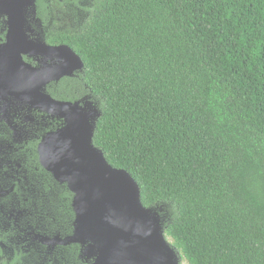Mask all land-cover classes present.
<instances>
[{
    "label": "trees",
    "instance_id": "trees-1",
    "mask_svg": "<svg viewBox=\"0 0 264 264\" xmlns=\"http://www.w3.org/2000/svg\"><path fill=\"white\" fill-rule=\"evenodd\" d=\"M81 2L37 0L42 40L84 63L45 92L96 106L94 146L138 183L179 264H264V0ZM76 7L87 19L59 28ZM61 123L0 148V264H92L78 244L32 243L74 232V195L39 161Z\"/></svg>",
    "mask_w": 264,
    "mask_h": 264
},
{
    "label": "water",
    "instance_id": "water-1",
    "mask_svg": "<svg viewBox=\"0 0 264 264\" xmlns=\"http://www.w3.org/2000/svg\"><path fill=\"white\" fill-rule=\"evenodd\" d=\"M36 0H0L7 35L0 44V111L36 110L63 120L38 146L41 166L74 195V232L45 242L81 246L92 264H179L157 212L143 206L141 189L126 171L113 168L93 144L100 114L90 101L64 102L46 87L73 77L84 63L68 45L34 37L30 24ZM25 57L52 61L34 66Z\"/></svg>",
    "mask_w": 264,
    "mask_h": 264
},
{
    "label": "flooded vegetation",
    "instance_id": "flooded-vegetation-1",
    "mask_svg": "<svg viewBox=\"0 0 264 264\" xmlns=\"http://www.w3.org/2000/svg\"><path fill=\"white\" fill-rule=\"evenodd\" d=\"M55 12H56L57 20H58V22H57L58 27L59 28L67 27L70 24V21L68 24H66L65 27H62L60 25L58 18H59V13H65L66 12V14H68V10H65V11L64 10H56ZM37 14H38V7H37V0H36V13L33 15L34 20H32L31 25H32L33 29L35 30V33L37 35L36 37L39 38L40 40H42L40 32L42 31L43 25H42L40 19L37 17ZM62 45H64V44H62ZM52 46H60V45H52ZM25 58H28V57H25ZM33 60H34V62H36L37 66H39L40 64L42 65V64L48 63V61H44L42 59H33ZM10 110L11 111H8V112L0 111V133H4V134L6 133V135H7L6 138L1 137L3 139V141H0V148L1 149H8L10 151L18 152L19 150L23 149V143L27 142V140L29 139L30 136H32L33 138L36 137V135H34V131L36 130V127H38L40 125L46 126V123H50L51 125H53L54 119H55V118L50 117L46 114H43L39 111L30 110L27 108L26 109L11 108ZM60 125H62L61 126V128H62L64 126V122L61 123ZM5 128L9 129V132L4 131ZM50 132H52V131H50ZM4 134H2V135H4ZM46 135H43L42 139ZM42 139H41V141H42ZM40 142H39V144H40ZM1 194L2 193H0V195ZM37 239H38V242L46 245L49 250L54 249V247L58 245V244H53L50 242H45L42 238H34L32 243L37 242ZM26 240L27 239H24L23 243ZM26 247H29V245H27Z\"/></svg>",
    "mask_w": 264,
    "mask_h": 264
},
{
    "label": "rangeland",
    "instance_id": "rangeland-1",
    "mask_svg": "<svg viewBox=\"0 0 264 264\" xmlns=\"http://www.w3.org/2000/svg\"><path fill=\"white\" fill-rule=\"evenodd\" d=\"M91 4V0H83V2H81V5L82 6H90ZM77 10H74L72 11L70 8H68L67 10H69L70 12L68 14L65 13H59V22H60V25L62 27H65L66 24L69 23L70 21V24H73L76 19L78 20V23L79 24H82L86 19H87V14L82 10V8H78L76 7ZM34 14L32 13L31 16H30V24H32V20H34ZM36 33L34 32V37H36ZM52 61H48V64H50ZM162 225V224H161ZM163 229V227H162ZM164 230V229H163ZM169 242L172 243L171 239H169ZM4 258H6L7 260H9L11 257H10V253L6 252V254L4 255ZM180 264H187V262L185 261H181Z\"/></svg>",
    "mask_w": 264,
    "mask_h": 264
}]
</instances>
